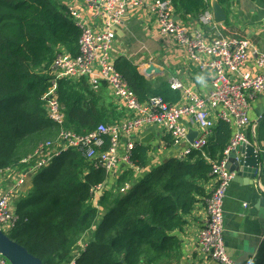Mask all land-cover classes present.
Wrapping results in <instances>:
<instances>
[{"label":"trees","instance_id":"16d2710c","mask_svg":"<svg viewBox=\"0 0 264 264\" xmlns=\"http://www.w3.org/2000/svg\"><path fill=\"white\" fill-rule=\"evenodd\" d=\"M229 1L219 0L225 9ZM171 2L176 11L196 17L206 8L203 0ZM81 36L66 2L0 0V168L56 137L58 127L47 118L44 98L53 79L51 65L62 51L78 55ZM115 67L140 102L182 100L169 80L147 78L127 57H119ZM57 84L66 128L86 133L121 116L87 79L61 78ZM232 137V125L219 120L203 150L181 161L173 155L158 166L149 163L150 148L137 143L132 157L137 169L124 171L97 204L92 190L109 183L106 171L80 151L66 150L40 170L18 201L19 219L10 237L45 264H66L80 251L82 238L88 245L76 264H179L183 245L176 232L185 215L210 197L211 161L226 157ZM258 264H264V256Z\"/></svg>","mask_w":264,"mask_h":264},{"label":"built area","instance_id":"2783aa9c","mask_svg":"<svg viewBox=\"0 0 264 264\" xmlns=\"http://www.w3.org/2000/svg\"><path fill=\"white\" fill-rule=\"evenodd\" d=\"M203 1L206 8L196 17L198 26L193 29L174 18L176 9L171 0H84L85 8L101 22L98 29L79 9L68 4L82 36L78 55L62 51L51 65L53 79L44 98L47 118L58 127L57 135L41 142L33 153L17 164L0 168V229L3 232L8 235L17 226L19 217L14 199L25 193L40 170L50 166L66 150H78L87 161L95 162L106 171L110 183L120 171L137 169L132 157L138 131L150 126L162 127L173 139L176 158L181 161L193 150L204 149L212 128L221 120L232 125L233 137L226 149V157L211 161L215 185L207 200L208 219L199 231L197 241L214 264H235L224 238V201L234 178L226 163L230 152L241 143H248L244 129L251 123L252 101L264 90V53L254 49L246 38L222 37L219 27L223 24L215 22L210 0ZM143 6L148 7L161 33L172 36L189 59L198 65L196 67L209 74L211 90L207 96L175 80L171 82L172 87L182 92L179 103H168L161 97L140 102L123 79L112 60L116 28L130 11ZM251 53H254L259 69L255 74L244 70ZM61 78L73 81L85 78L96 91L105 84L122 104L121 116L86 133L66 128V116L57 93V80ZM194 127L198 134L191 143L188 136ZM106 185L100 184L92 190L94 199ZM87 245V238H83L78 244L80 251L66 264H76ZM0 264L10 263L0 254Z\"/></svg>","mask_w":264,"mask_h":264},{"label":"crops","instance_id":"0c3cea01","mask_svg":"<svg viewBox=\"0 0 264 264\" xmlns=\"http://www.w3.org/2000/svg\"><path fill=\"white\" fill-rule=\"evenodd\" d=\"M67 3L79 9L88 22L98 29L101 22L85 8L84 0H67ZM226 10L229 14L228 21L219 27V34L222 37L246 38L254 49L264 53V0H230ZM174 18L186 28L193 29L198 26L196 16L183 11L177 10ZM113 52L115 61L119 57H127L138 66L142 74L153 65L162 72L157 76H162L170 82L178 80L202 96H207L211 90L209 74L196 67L198 65L189 59L185 50L176 44L172 36L161 33L147 6L130 11L116 28ZM244 70L254 74L259 72L254 53L250 54ZM98 90L104 92L116 112H120V108L123 109L108 86L104 84ZM250 117L251 123L244 129L247 142L259 146L264 154V90L253 99ZM194 131H197L195 127ZM168 137L171 138L160 126L146 127L136 133V143L145 144L150 148L151 166L161 165L173 155L176 157L173 139L168 141ZM145 139L149 142L144 143ZM260 171L254 184L244 185L233 180L227 189L224 201V238L228 253L235 263L248 248L264 245V218L258 216L255 208L257 200L264 196V164ZM140 172L142 173V170ZM214 185V178L206 184L209 195ZM208 199L197 203L193 210L185 215V225L176 232L183 245L182 260L179 264H214L200 249L197 241L198 233L208 219ZM87 237L91 235L88 233ZM263 254L264 250L259 255L256 254V257H259H255L252 264H258Z\"/></svg>","mask_w":264,"mask_h":264},{"label":"water","instance_id":"95a60500","mask_svg":"<svg viewBox=\"0 0 264 264\" xmlns=\"http://www.w3.org/2000/svg\"><path fill=\"white\" fill-rule=\"evenodd\" d=\"M215 22L224 24L228 21V12L220 4L219 0H210ZM162 72L151 65L145 69L143 75L151 79ZM197 131L191 130L188 136L192 143L197 136ZM148 143V139L143 141ZM264 154L260 147L243 142L237 149L230 152L226 163L227 169L234 174L233 180L244 185H252L257 180L260 170L263 167ZM258 216L264 218V196H261L255 205ZM259 249V250H258ZM264 250V245L248 248L245 250L235 264H252L258 255ZM0 254L7 258L10 264H45L39 257L29 252V250L12 239L0 229ZM256 254L257 257H256ZM256 257V258H255ZM258 259V258H257Z\"/></svg>","mask_w":264,"mask_h":264},{"label":"rangeland","instance_id":"374dc122","mask_svg":"<svg viewBox=\"0 0 264 264\" xmlns=\"http://www.w3.org/2000/svg\"><path fill=\"white\" fill-rule=\"evenodd\" d=\"M62 1V3L63 2H66L67 3V0H61ZM68 1H71V0H68ZM68 4V3H67ZM114 57H115V53L113 52L112 53V60L113 61H115V59H114ZM22 160V159H21ZM124 173V171H120L118 174H117V176L116 177H114L113 179H110L111 180V182L110 183H108L107 185H106V187H109V188H112V187H115L116 185H117V181H118V179H120V176L122 175ZM141 174V172H139L138 173V175H140ZM34 179V178H33ZM33 179H32V181H33ZM29 185H31V183L29 184ZM127 187H128V185H126ZM30 187L28 186V189H29ZM28 189L25 191V193L23 194V195H21V196H19L17 199L15 198L14 199V205H15V209L17 210V204H18V201L21 199V198H23V197H25L26 195H27V193H28ZM26 194V195H25ZM100 196V195H99ZM99 196H97L96 197V199L93 201V203H95V204H97L98 203V199H99ZM16 229V227L8 234L9 236L14 232V230ZM83 239V238H82ZM81 239V240H82ZM264 256V255H263ZM262 256V257H263ZM262 257H261V259H262Z\"/></svg>","mask_w":264,"mask_h":264},{"label":"bare ground","instance_id":"6f19581e","mask_svg":"<svg viewBox=\"0 0 264 264\" xmlns=\"http://www.w3.org/2000/svg\"><path fill=\"white\" fill-rule=\"evenodd\" d=\"M145 66H147V65H145ZM149 67H150V66H149ZM149 67H148V68H149Z\"/></svg>","mask_w":264,"mask_h":264}]
</instances>
